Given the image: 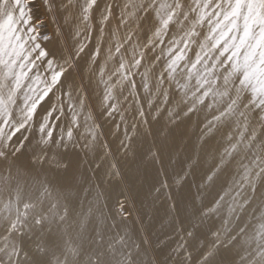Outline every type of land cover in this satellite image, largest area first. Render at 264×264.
<instances>
[{"label": "snow or ice", "instance_id": "obj_1", "mask_svg": "<svg viewBox=\"0 0 264 264\" xmlns=\"http://www.w3.org/2000/svg\"><path fill=\"white\" fill-rule=\"evenodd\" d=\"M0 264H264V0H0Z\"/></svg>", "mask_w": 264, "mask_h": 264}, {"label": "bare ground", "instance_id": "obj_2", "mask_svg": "<svg viewBox=\"0 0 264 264\" xmlns=\"http://www.w3.org/2000/svg\"><path fill=\"white\" fill-rule=\"evenodd\" d=\"M37 14H39V13H37ZM51 34V29H50V27H48V26H44V27H42L41 29H40V39H41V41L42 42H45V41H43V37H44V35H50ZM93 43H95V40H93ZM91 47V46H90ZM137 79H139V78H137ZM89 103L91 104V105H95L96 103H97V99H96V96L94 95L93 97H92V99L89 101ZM116 122H119V120H118V118H117V121ZM64 123H67V121L65 120L64 121ZM109 139L111 140V139H114L113 137H109Z\"/></svg>", "mask_w": 264, "mask_h": 264}]
</instances>
